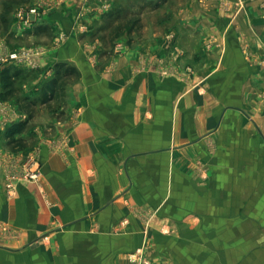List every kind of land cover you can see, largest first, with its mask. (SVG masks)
Returning <instances> with one entry per match:
<instances>
[{
  "label": "crops",
  "instance_id": "crops-1",
  "mask_svg": "<svg viewBox=\"0 0 264 264\" xmlns=\"http://www.w3.org/2000/svg\"><path fill=\"white\" fill-rule=\"evenodd\" d=\"M152 1L0 0V18L43 14L9 26L30 52L7 64L21 100L75 70L45 136L13 152L0 121V264H264V0H185L142 41L91 38L102 2ZM30 155L42 176L10 196L8 161Z\"/></svg>",
  "mask_w": 264,
  "mask_h": 264
},
{
  "label": "rangeland",
  "instance_id": "rangeland-1",
  "mask_svg": "<svg viewBox=\"0 0 264 264\" xmlns=\"http://www.w3.org/2000/svg\"><path fill=\"white\" fill-rule=\"evenodd\" d=\"M184 1L185 0H175L173 4H168L166 7L163 6L164 3H160L159 0V3H155L154 0L149 5H147L149 7L148 9H145L143 6H137V4L142 5V2H131V4H133L132 6L130 5L131 7H128L126 4L123 5L124 7L122 6L123 8L120 10V14L116 9L112 8V4L102 2V12L104 15L108 12H111L112 16H115L116 14H118V16H115V18L112 16L107 18L105 16L102 21L100 20V22L95 23L94 27H100L99 30H101V32L98 33L97 31L96 35H93L91 38L93 39L95 36H99L100 40L105 45L108 43L114 45L118 39H123L129 44L135 41H142L144 38L149 36L150 32L154 31V28L159 27V20H166L171 5L172 9L174 10L176 6H179V4L183 3ZM160 5L162 7H160ZM12 7L15 8L14 6ZM33 7L38 6L21 5L15 10V18H0V36L1 38L3 37L4 39H7V45H2L0 47V58L7 56L8 53L15 51L19 52L21 50L27 54H30L26 48L18 46L20 44H25L26 39L17 38V40H15L13 35H8V32L9 28L14 24L21 31H24L25 29H34L37 27V24H39L41 21L34 20L33 24H31L29 27H25L22 25V18L18 16L19 11L26 13ZM1 8L2 7L0 6V9ZM129 8L134 9V15L132 12H129ZM129 26L131 27L128 30ZM144 26L149 27L147 31L143 29ZM25 34H22V36H25ZM57 36V42L61 41L65 37L64 34ZM48 38H50V34L46 35L45 40ZM14 45L15 47H13ZM21 84V81L18 82L17 79H13L10 93L7 92L8 94L4 95L2 94L4 81L1 82L0 79V121L4 124V133L2 136L5 138L3 140L6 143L5 147L13 152H19L21 149L28 147V141L26 138H24L25 136L16 140L15 134L18 133H16V129L18 127L14 129V126L20 124L23 127V131L21 132H24V135L26 136H29L30 134L35 135L37 130L35 127H40V131L45 136L48 132L47 125L52 124L55 119H62L64 114L63 109L65 106V99L63 97L62 90L61 93L57 95V97L50 100L48 99L44 102L40 97H36L34 94L29 95L26 100H21ZM7 166L8 167L6 168L5 173L6 190L10 196L15 193L14 189L17 182L38 183L42 176L40 165L33 155L24 158L20 167L16 165L14 159L8 161ZM1 230L9 231L4 227L1 228ZM136 264L155 263L147 259L143 255V250L138 248L136 250Z\"/></svg>",
  "mask_w": 264,
  "mask_h": 264
},
{
  "label": "trees",
  "instance_id": "trees-1",
  "mask_svg": "<svg viewBox=\"0 0 264 264\" xmlns=\"http://www.w3.org/2000/svg\"><path fill=\"white\" fill-rule=\"evenodd\" d=\"M105 16L107 18L111 17L112 16V13L111 12H108L105 14ZM114 17V16H112ZM37 28V27H36ZM40 28V27H38ZM54 76L51 78V80H49L48 82H46L44 88H43V94H42V97H41V100L44 102V101H47L48 99H53L57 96L59 90L62 88V81L59 82V80L61 79V77L63 75H67V74H73L75 73V70L73 69V67H66L64 66L62 63H58L55 65L54 67ZM20 74V69L17 68L15 65H5L1 72H0V79H1V82L4 81V86H3V90H2V94H8L10 93V89L12 88L11 84L13 82V79H15L18 75ZM59 86V90H57V87ZM62 90V89H61ZM8 92V93H7ZM56 94V95H55ZM3 95V96H4ZM18 127L16 129V133L18 132H21L23 127L19 124L17 126H14V129Z\"/></svg>",
  "mask_w": 264,
  "mask_h": 264
},
{
  "label": "built area",
  "instance_id": "built-area-1",
  "mask_svg": "<svg viewBox=\"0 0 264 264\" xmlns=\"http://www.w3.org/2000/svg\"><path fill=\"white\" fill-rule=\"evenodd\" d=\"M18 16L22 18V25L25 27H29L31 24L34 23V20L40 21L42 17V12L40 8L33 7L28 10V12L24 13L23 11L18 12ZM25 18V19H24ZM29 54L25 53L24 51L19 52H12L8 53L7 56L0 58V72L2 68L7 65L8 63L19 61L21 59L28 58Z\"/></svg>",
  "mask_w": 264,
  "mask_h": 264
},
{
  "label": "water",
  "instance_id": "water-1",
  "mask_svg": "<svg viewBox=\"0 0 264 264\" xmlns=\"http://www.w3.org/2000/svg\"><path fill=\"white\" fill-rule=\"evenodd\" d=\"M66 47H67L68 50L70 49V47H73L75 49L74 43H69Z\"/></svg>",
  "mask_w": 264,
  "mask_h": 264
}]
</instances>
